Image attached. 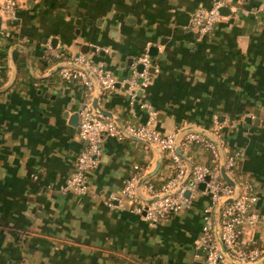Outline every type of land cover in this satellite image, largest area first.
Here are the masks:
<instances>
[{"label": "crops", "instance_id": "1", "mask_svg": "<svg viewBox=\"0 0 264 264\" xmlns=\"http://www.w3.org/2000/svg\"><path fill=\"white\" fill-rule=\"evenodd\" d=\"M217 1L229 14L203 36L192 17ZM79 53L104 63L121 87L90 96L62 79L56 68ZM145 53L154 72L133 99L124 85ZM97 95L124 125L152 118L169 133L223 122L264 221V0H25L15 18L0 11V264H204L196 246L210 194L156 224L112 199L135 165L154 170L153 146L106 136L88 192L67 187L83 148L80 114ZM183 154L192 165L211 158L198 145ZM175 174L162 154L151 179ZM261 221L244 227L245 247L264 249Z\"/></svg>", "mask_w": 264, "mask_h": 264}, {"label": "built area", "instance_id": "2", "mask_svg": "<svg viewBox=\"0 0 264 264\" xmlns=\"http://www.w3.org/2000/svg\"><path fill=\"white\" fill-rule=\"evenodd\" d=\"M24 1L0 0V11L7 18H15ZM222 5L221 1H217L212 8L201 7L194 14L191 23L201 35L205 36L214 31L221 18L219 9ZM139 62L144 64V71L136 73L137 76L133 75L134 77L128 80L133 99L137 96L134 87L138 84V78H144L142 85L149 80L148 68L151 64L149 54L145 53L138 59ZM65 63L67 65L59 70L61 78L79 82L90 96L109 94L116 88L118 80L107 70L104 63L95 62L84 53L71 56ZM223 127V122L216 119L211 131L178 128L163 133L154 127L151 118L139 125H124L126 132L123 133L115 120L97 112L89 103L80 114L79 135L83 141V148L78 156L75 171L68 179L67 187L79 194L88 192V174L96 169L101 161L102 143L106 136L125 140L128 134L147 140L170 158L175 165L176 174L159 191L149 180L139 189V181L145 176L146 171L144 166L135 165L120 194L112 196V199L118 202V206L123 207V199H126L131 204L133 212L151 224H156L190 206L197 193H208L212 202L203 210V231L196 246L198 253L204 255V264H264L262 247L247 248L243 244L244 227L261 221L254 210L257 194L253 184L238 170L241 152L227 149L221 134ZM194 145L209 149L213 155L214 165L203 163L193 165L189 179L191 183H185L188 164L177 152V147L179 146L183 152ZM224 159L227 174L237 183L239 190L222 177L221 167ZM208 176L209 179L206 180ZM201 183H205L204 190L200 189ZM186 190L191 192L189 197L185 195ZM231 198L234 201L224 204ZM261 223L264 226V221Z\"/></svg>", "mask_w": 264, "mask_h": 264}, {"label": "water", "instance_id": "3", "mask_svg": "<svg viewBox=\"0 0 264 264\" xmlns=\"http://www.w3.org/2000/svg\"><path fill=\"white\" fill-rule=\"evenodd\" d=\"M228 10H229V8H227L226 6H223V7H221V8L219 9V12H220L221 15H227V14H229V11H228ZM19 50H20L19 47L15 48V50L13 51V54H12V56H13V60H14L15 63L17 62V56H18ZM151 50H155V47H152ZM84 52H88V48H86V50H85ZM151 55H152V54H151ZM132 62H133V60H132ZM30 64H31V63H30ZM66 65H67V63L63 62L62 64H60V65L56 68V70H60L61 68L65 67ZM30 68H31V72H32V74H33V69H32V66H31V65H30ZM144 68H145L144 64L141 63V62H139V63L135 66V68L132 70V72H130V74L133 76L135 73H142V72L144 71ZM148 72H149V73H153V72H154V68L149 67V68H148ZM144 81H145V80H144L143 77H139L137 82H138L139 85H142V83H143ZM116 86H117V87H121V83H117ZM124 87H126V88L129 87V84H125ZM93 108H94L97 112L102 113L103 115L108 116V117L112 118L113 120H115V121L118 123V125H119L121 131H122L123 133L126 132L125 129H124V124H123V122H122V120H121L120 117L116 116V115L113 114L112 112H110V111H108V110H105V109H103V108H101V107L99 106V103H98V95H97L96 98L94 99V102H93ZM195 129H199V130H201V131H205V130L200 129V128H195ZM127 138L133 139V140H135V141H138V142H141V143H144V144H149L150 146H153L154 148H156L157 151L160 153V158L158 159V161H157V165H156V167L154 168V170H152L151 172L145 174V176H143V177L140 179L139 184H138V188L140 189V188L143 186V184L145 183V181L150 180L153 176H155L156 173H157V172L159 171V169L161 168V165H162V154H163V152H162V151H161V150H160L155 144H153V143H151V142H149V141H147V140H142V139H140V138H137V137H134V136H131V135H128V134H127ZM177 152L179 153V155H180V156H181V157L187 162V164H188V174H187V177H186L185 183H188V182L191 183V181H190L189 179H190L191 174H192L193 165L189 162V160L187 159V157H185V155L183 154V152H182V150L180 149L179 146L177 147ZM221 174H222V177H223V179H224L225 181H227L229 184H231L233 187H235L236 189L239 190V186L237 185V183H236V182H235V181H234V180H233V179L227 174V171H226V169H225V159H224V163L222 164V167H221ZM208 179H209V176L206 177V180H208ZM200 189H202V190L205 189V183H201V184H200ZM190 194H191V192H190L189 190H186L185 195H186L187 197H189ZM232 201H234L233 198L227 200L224 204L231 203ZM224 204H223V205H224ZM223 205H222V206H223ZM220 209H221V208H220Z\"/></svg>", "mask_w": 264, "mask_h": 264}, {"label": "trees", "instance_id": "4", "mask_svg": "<svg viewBox=\"0 0 264 264\" xmlns=\"http://www.w3.org/2000/svg\"><path fill=\"white\" fill-rule=\"evenodd\" d=\"M209 150V149H208ZM211 158H210V162L208 163V165H214V161H213V155L212 152L209 150ZM141 166H144L143 164H141ZM145 168V167H144ZM149 182H151L152 184H154V187L157 191H159L161 189V187L165 184V183H160L155 181L154 179H150ZM169 218V217H168Z\"/></svg>", "mask_w": 264, "mask_h": 264}]
</instances>
